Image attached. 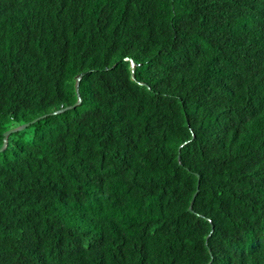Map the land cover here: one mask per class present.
Segmentation results:
<instances>
[{"label":"trees","instance_id":"16d2710c","mask_svg":"<svg viewBox=\"0 0 264 264\" xmlns=\"http://www.w3.org/2000/svg\"><path fill=\"white\" fill-rule=\"evenodd\" d=\"M10 130L0 264H264V0H0Z\"/></svg>","mask_w":264,"mask_h":264},{"label":"water","instance_id":"95a60500","mask_svg":"<svg viewBox=\"0 0 264 264\" xmlns=\"http://www.w3.org/2000/svg\"><path fill=\"white\" fill-rule=\"evenodd\" d=\"M79 102V99H77V101H76V103L75 104H77ZM11 131H8V132H6L5 134H4V142H3V145H2V147L0 148V151L1 150H3L4 149V147H5V138H6V136L10 133Z\"/></svg>","mask_w":264,"mask_h":264},{"label":"rangeland","instance_id":"374dc122","mask_svg":"<svg viewBox=\"0 0 264 264\" xmlns=\"http://www.w3.org/2000/svg\"><path fill=\"white\" fill-rule=\"evenodd\" d=\"M23 128V126H18L17 128H14V129H12L13 131H16V130H21ZM11 131V130H10Z\"/></svg>","mask_w":264,"mask_h":264}]
</instances>
